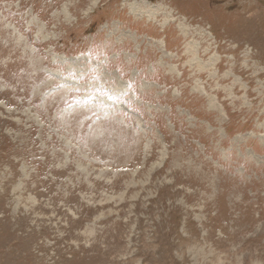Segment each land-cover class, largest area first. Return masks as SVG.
Returning <instances> with one entry per match:
<instances>
[{
  "label": "rangeland",
  "instance_id": "1",
  "mask_svg": "<svg viewBox=\"0 0 264 264\" xmlns=\"http://www.w3.org/2000/svg\"><path fill=\"white\" fill-rule=\"evenodd\" d=\"M0 264H264V0H0Z\"/></svg>",
  "mask_w": 264,
  "mask_h": 264
}]
</instances>
